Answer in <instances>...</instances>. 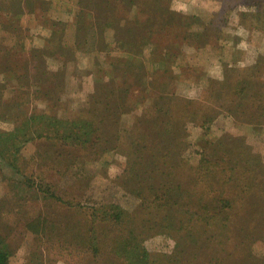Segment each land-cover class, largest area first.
<instances>
[{
  "label": "rangeland",
  "instance_id": "obj_1",
  "mask_svg": "<svg viewBox=\"0 0 264 264\" xmlns=\"http://www.w3.org/2000/svg\"><path fill=\"white\" fill-rule=\"evenodd\" d=\"M100 1L0 0L8 264H264L262 4Z\"/></svg>",
  "mask_w": 264,
  "mask_h": 264
},
{
  "label": "trees",
  "instance_id": "obj_2",
  "mask_svg": "<svg viewBox=\"0 0 264 264\" xmlns=\"http://www.w3.org/2000/svg\"><path fill=\"white\" fill-rule=\"evenodd\" d=\"M81 1H82V4H83V8L84 7H87L86 5H88L89 7H92V8L95 9V6L94 5H96V4L98 5V3L97 2H93V0H86L89 3L88 4H85V5L83 3V0H81ZM154 1H156V0H154ZM262 1H263V3H262ZM258 2L260 3V5L262 4L261 5V8H260L261 9L260 11L263 12V10H264V0H259ZM99 4H100L99 7L100 6H106L107 5V3L105 2V0L100 1ZM103 10H107V9H103ZM101 12H102V9H101ZM100 20H101L100 22H105L106 21V18L101 17ZM79 121L76 120L72 124L73 126L76 127L75 128V132L72 133V134H70V135H68V136H66V134H65V136L63 138H65V139H71V140H73V142L74 141L76 142V141L79 140L78 142H80L82 144H85V143H87L89 141L90 135L93 133V132H91V130L87 131L86 129H89L90 127H92L93 124L91 123V121L88 120V118L81 119ZM76 129H78V130L76 131ZM82 132H83L84 138H82ZM85 134H86V136H85ZM177 189H179V188H177ZM230 202H228V204ZM122 222H123V220H122ZM190 226L193 227V228L195 227V226H192V225H190ZM189 230H192V229H190V227L187 228V231L185 232L184 239L185 238L186 239L188 238V236H189L188 235L189 234ZM121 241H124L125 243H127L128 242V239L124 236ZM133 247L135 249L138 248V250H139V254H138V264H147V263H150V260L153 261L155 259L154 258L155 255H152L149 252V250L144 245H140L139 243H137V245L136 246L134 245ZM156 259L158 260V257ZM167 259H168V257H167ZM174 259H175L176 264H177L180 261V256L177 255L173 259L169 258L168 261H171L172 262ZM229 259H230V256H228V257L225 256V258L222 257L221 260L224 261V262H229L228 261ZM8 261H9L8 251L2 245H0V264H8Z\"/></svg>",
  "mask_w": 264,
  "mask_h": 264
}]
</instances>
